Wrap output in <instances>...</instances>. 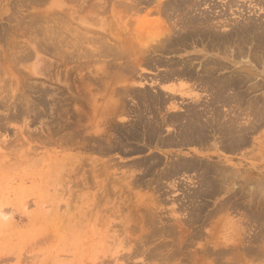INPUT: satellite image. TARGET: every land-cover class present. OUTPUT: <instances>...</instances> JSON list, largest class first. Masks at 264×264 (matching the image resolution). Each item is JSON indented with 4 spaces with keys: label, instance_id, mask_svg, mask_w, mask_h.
<instances>
[{
    "label": "rangeland",
    "instance_id": "1",
    "mask_svg": "<svg viewBox=\"0 0 264 264\" xmlns=\"http://www.w3.org/2000/svg\"><path fill=\"white\" fill-rule=\"evenodd\" d=\"M175 2L0 0V264H264V220H257L264 216V43L254 34L215 49L194 43L163 51L177 4L192 16L212 17L223 37L263 24L264 0ZM128 40L137 55L145 51L129 78L116 66L129 57L105 51ZM170 61H184L197 75L211 69L219 81L233 79L239 84L225 95L237 94L241 103L216 105L214 91L200 90L196 78L166 84ZM166 86L182 87L156 119L194 107L203 121L219 125L206 129V147L128 138L134 101L125 91L146 89L166 101ZM114 90L122 110L100 117L94 108L112 100ZM241 129L247 143L224 148L223 138ZM170 130L164 125L158 138ZM179 157L226 169L228 182L212 198L189 201L196 175L176 178L175 187L161 176Z\"/></svg>",
    "mask_w": 264,
    "mask_h": 264
},
{
    "label": "bare ground",
    "instance_id": "2",
    "mask_svg": "<svg viewBox=\"0 0 264 264\" xmlns=\"http://www.w3.org/2000/svg\"><path fill=\"white\" fill-rule=\"evenodd\" d=\"M184 2L193 3V0H179V1L176 0V2L174 3V5L177 4V3H180L179 6H181V4H182V6H184V4H185ZM185 5L190 6L187 3ZM176 6L177 7H174V9L172 10V12L173 11L174 12L176 11L175 12L176 14H177V12L179 13L177 15L178 16V18L176 20L177 22H175L176 24L173 23L176 26H173L172 25L169 28H166V40H165L166 41V43H165L166 46L163 45L166 48V51L165 50H163V51L166 52V53L173 52V50L176 51L175 49L177 47H185L187 45H194V43H197V44H201V43L204 44L205 43L204 46H206V47H208L210 49L211 48H214V49L215 48H219L221 46H224L225 44L227 45L228 43H231V42L232 43H235L237 41H239L240 44H241V42L243 41V39H244L245 36H249L250 37L251 35H254V34H256V38L258 39L257 40L258 45L261 46V44L264 43V28H263L264 27V25H263L264 23L263 24L260 23V22H259L260 24L255 23L257 25L245 24V25H243L241 27V29H239L240 32H238V29H237L236 31L233 30V32L231 34H229V35L227 34V36H224L223 35V37H220V35H218L217 32L215 31L216 29L214 27V24L216 22L215 23L213 22V18L212 17L211 18H208L206 15H205L206 17H196L195 15L192 16V14L188 13V11H182L183 10L182 8H181V10H179L180 7H178V4ZM169 8H170V6H169ZM189 14L191 16H189ZM200 16H202V15H200ZM209 16H211V15H209ZM214 21H215V19H214ZM253 22L254 21H252L250 23H253ZM239 27H237V28H239ZM233 38H235L234 39L235 41H233ZM245 42H246V40H245ZM130 43L128 45H127V43L126 44L125 43L123 44V42H122L123 45H117L118 44L117 43L116 45H112L111 47L106 48V50H105L106 53H109L108 50L111 51V52H113V53L116 52L117 53L116 55H118V58H119V56H121V57L122 56L129 57L128 60H127V62L124 63L125 66H123L124 65L123 63H121L123 65H120V66L115 64L116 66H118L119 69L122 68L121 69L122 70L121 72L122 73H125L127 75L126 77H128V75L130 77H133L134 76V73H135L136 69L142 64V56L145 54V51L143 50V51H140V54L137 55V47L136 48H132V42H130ZM258 45H257V48H258ZM159 46H161V45H159ZM164 47L161 48V49H164ZM103 49H105V48H103ZM161 49H160V51H162ZM258 50H256V52ZM237 52H238V50H237ZM116 55H115V59L118 60L116 58ZM256 57H258V56H256ZM119 59H121V58H119ZM146 62L149 64L148 61H146ZM158 62H160V60ZM183 62L184 61H182V62H180V61H170L169 66H168L169 67V70L166 71V74H165L166 76L165 77H162V79L163 78L166 79V84H167V81H170V82H171V80L174 81V78L175 77H177L176 78L177 80H180L178 78H181V77H184V78L188 77L189 79L190 78H193V79L196 78L197 81L199 82V85L198 84L197 85L199 86L200 90H202V91L209 90L210 92L211 91H214V95H212L213 96V100L212 101L215 104L216 103H220V105H221V103L222 104H228L229 102L231 103L232 101L233 102L234 101H238L239 103H241L240 102L241 98L237 94L236 95H233L231 97L225 95V92L228 89H231L232 87L238 86L239 83L234 82L233 79H232L233 82L232 81H229V80H226V79H225L226 81L225 80L222 81L220 78L219 79L221 81H219L218 79H216V78H214L212 76V74L210 72L211 69H209V70H202V73H200L201 75L200 74L197 75L196 73H194V71H192V69H189L188 66L186 67L187 64L186 65H183L185 63V62L184 63ZM115 63H117V62H115ZM147 63H146V67H147ZM206 63L207 64H214L215 67H218L219 68V66L217 65V62L215 64L214 61H212V60L207 61ZM179 67H181V68H179ZM116 69H117V67H116ZM123 79H125V78H122V80ZM164 79H163V81H164ZM177 80H175V81H177ZM181 80H183V79L181 78ZM235 81H237V78H236ZM179 87H182V86H178L177 88H175L174 86H170V87L169 86H166V101L161 96V94H159V95H157V94L156 95L155 94H151L146 89H143L142 92H135V93H133L130 89L129 90H126L125 93L123 91L125 97H129V98H131V100L134 101V109L131 108V109L128 110V112H130V114H132V118L134 119V121H133L134 124L133 125L131 124L132 126L130 127V129H128V130L125 131V132H127L126 134H127L128 138L130 139V141L136 142L137 144L139 142H141V143L143 142L142 144L143 145H146V146L147 145L148 146H151L152 144L153 145L155 144V147H156V145H160V146H166L167 148H183V149L185 147H187V146L189 147V146H193V145L194 146H198L200 148H204V147H206L208 145V143H209L208 141H209L210 136L207 135L206 129L207 128L211 129L212 130L211 132L213 133L214 128H217L218 129L219 128V125H217V124L216 125H212V124L210 125L209 123H211V121H207V119H210V118H207L206 121H203L202 120L203 119L202 118L203 117L202 116V113L198 112V110L195 109L194 107L193 108H188V106H187V109H184L182 113L181 112L180 113L177 112V113H174L172 115H167L166 116V120H162L161 122H159L156 119V116H155L156 113H157L156 111L159 110V107L162 104H164V102H166V104H168V105L171 104V103H173V102L170 103V101H173L174 100V96H172V95H174L175 93H178V88ZM115 90H114V93L112 94V95H114L113 98H112V100H110V99L107 100V98H106V100H104V102L100 105V107L98 105V107H95L94 108V111H97V113H98L99 116L101 115V113L103 111H105V113H107V115L109 114L110 117H111V116H114L115 114H117L120 110H122L121 104H122V106L124 105L123 102H122V98H121L122 97V94L120 92L117 93ZM196 97H198V95H196ZM40 101H42V100H40ZM212 101H209V102H211V104H212L213 103ZM233 104H235V103H233ZM228 106H230V105L228 104ZM126 111L127 110H125V112H123V113H126ZM205 111L207 112V110H205ZM105 113H103V115ZM98 115H97V117H98ZM218 115L219 114H217V112H215L214 115H213L214 120H212V121H214L215 123H216L215 118ZM105 116H106V114H105ZM100 117H103V116H100ZM105 118H107V117H105ZM213 118H211V119H213ZM108 121H109V118H108ZM164 125L166 126V128H170L171 129L170 130L171 133H169V135L166 136V139H163L162 140V139L158 138V136L160 135L161 129H162V127ZM235 126L236 125H234V127ZM233 128L232 129L230 128V129L233 130ZM236 130H237V128H236ZM241 130L240 131H232V132L230 131V134H228V137L223 138L224 142H229V144L228 143L225 144L224 148L227 147V150L235 151V150L239 149L240 147H243L247 143L246 140H245L246 138L244 137V130L243 129H241ZM228 131H229V129H228ZM168 132L169 131H167V133ZM105 134H107V133H105ZM98 138H96V139H98ZM99 140H100V138H99ZM101 140H103L105 142L104 139H101ZM93 141H95V140H93ZM100 141H99V143H100ZM96 143L98 144L97 141H96ZM102 143L103 142L101 141L100 144H102ZM119 146H120V148L123 147L121 145V143H119ZM214 147H215V145H214ZM135 150L136 149H133V151H135ZM83 165H84V163H83ZM222 169L223 168L222 167H218V165H205L204 163L202 164V163L196 162L194 160H186V158L184 159V158L179 157L176 160L172 161L171 163L167 164L165 174H163L161 176H163V178H162L163 180L166 179V181H169L171 183L176 178H178L180 176L183 177L186 174H191L192 173V174L196 175V179H198V181H199L198 186H197L198 187L197 188L198 190L196 192L190 193L191 194V195L189 194L190 196H188V194H187L186 197H184V198H187V196H188V197H190L188 199L189 201H190V199L191 200H198V199L202 200L203 198H210V197L212 198V196H214L215 194H218L220 192V189L222 187L221 186V182L224 183L226 181V177H224V176L227 174V172L226 173L223 172L226 169L225 170H222ZM212 176H214V177L212 178ZM227 179H228V177H227ZM226 182H228V180ZM173 183H171L170 185L172 187H175ZM175 184H177V183L175 182ZM177 186H178V184H177ZM172 187H170V188H172ZM260 189H261V187H260ZM200 204H198V207H196V208L194 207V211H196L197 213H199L200 210L202 209L201 208L202 205H200ZM230 205H232V204H230ZM226 208H228V207H226ZM191 211L193 212V209ZM233 211H234V208H233ZM262 212H264V211H262ZM194 214H195V212H194ZM260 214H261V212H260ZM260 214H259V216L257 215V220L258 219H261V221H262V220H264V216L262 214L261 215ZM254 254H256V253H254ZM1 262H2V260H1Z\"/></svg>",
    "mask_w": 264,
    "mask_h": 264
}]
</instances>
